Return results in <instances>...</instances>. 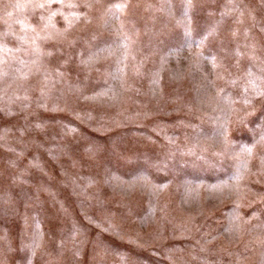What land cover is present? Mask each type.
<instances>
[{"label": "rangeland", "instance_id": "rangeland-1", "mask_svg": "<svg viewBox=\"0 0 264 264\" xmlns=\"http://www.w3.org/2000/svg\"><path fill=\"white\" fill-rule=\"evenodd\" d=\"M0 264H264V0H0Z\"/></svg>", "mask_w": 264, "mask_h": 264}]
</instances>
